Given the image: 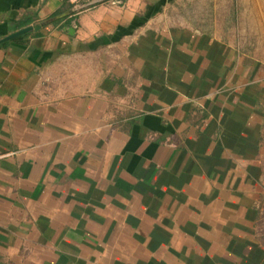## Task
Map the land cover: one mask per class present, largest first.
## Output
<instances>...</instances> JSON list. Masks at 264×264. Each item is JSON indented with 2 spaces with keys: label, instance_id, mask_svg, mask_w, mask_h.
I'll return each instance as SVG.
<instances>
[{
  "label": "crops",
  "instance_id": "obj_1",
  "mask_svg": "<svg viewBox=\"0 0 264 264\" xmlns=\"http://www.w3.org/2000/svg\"><path fill=\"white\" fill-rule=\"evenodd\" d=\"M224 1L0 0V258L264 264V84Z\"/></svg>",
  "mask_w": 264,
  "mask_h": 264
},
{
  "label": "rangeland",
  "instance_id": "obj_2",
  "mask_svg": "<svg viewBox=\"0 0 264 264\" xmlns=\"http://www.w3.org/2000/svg\"><path fill=\"white\" fill-rule=\"evenodd\" d=\"M204 1L209 3L208 7L213 4L212 0ZM198 3L195 2V4ZM220 3H216L220 7L219 10H215V12L217 11V21L228 25L229 20H233L230 23L234 26L235 34L231 38L235 37L236 43L239 44L242 71L245 70V74L253 73L257 81L264 84V0H225ZM213 9L212 6L209 8L211 11ZM260 106L264 112V100ZM262 142L263 146L258 162L261 173L256 187V193L258 191V194H256V205H258L256 232L260 243L264 246V123ZM0 261L3 264L40 263L38 259L26 260L9 257L8 255L1 257Z\"/></svg>",
  "mask_w": 264,
  "mask_h": 264
},
{
  "label": "built area",
  "instance_id": "obj_3",
  "mask_svg": "<svg viewBox=\"0 0 264 264\" xmlns=\"http://www.w3.org/2000/svg\"><path fill=\"white\" fill-rule=\"evenodd\" d=\"M72 5L73 13L77 14L83 10L92 8L98 4L115 3L120 0H67Z\"/></svg>",
  "mask_w": 264,
  "mask_h": 264
},
{
  "label": "water",
  "instance_id": "obj_4",
  "mask_svg": "<svg viewBox=\"0 0 264 264\" xmlns=\"http://www.w3.org/2000/svg\"><path fill=\"white\" fill-rule=\"evenodd\" d=\"M29 30H30V27H24V28H22V29H20L14 33H11L10 35H7L2 40L4 41V40L10 39V38H13V37L18 36V35L26 32V31H29Z\"/></svg>",
  "mask_w": 264,
  "mask_h": 264
},
{
  "label": "trees",
  "instance_id": "obj_5",
  "mask_svg": "<svg viewBox=\"0 0 264 264\" xmlns=\"http://www.w3.org/2000/svg\"><path fill=\"white\" fill-rule=\"evenodd\" d=\"M0 264H3V263L0 261Z\"/></svg>",
  "mask_w": 264,
  "mask_h": 264
}]
</instances>
